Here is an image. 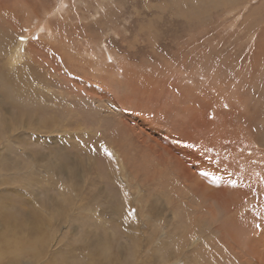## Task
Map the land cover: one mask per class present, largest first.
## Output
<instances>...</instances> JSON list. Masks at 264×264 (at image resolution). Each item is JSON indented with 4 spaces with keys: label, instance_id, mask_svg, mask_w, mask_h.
<instances>
[{
    "label": "rangeland",
    "instance_id": "obj_1",
    "mask_svg": "<svg viewBox=\"0 0 264 264\" xmlns=\"http://www.w3.org/2000/svg\"><path fill=\"white\" fill-rule=\"evenodd\" d=\"M13 242L0 264H264V0H0Z\"/></svg>",
    "mask_w": 264,
    "mask_h": 264
},
{
    "label": "bare ground",
    "instance_id": "obj_2",
    "mask_svg": "<svg viewBox=\"0 0 264 264\" xmlns=\"http://www.w3.org/2000/svg\"><path fill=\"white\" fill-rule=\"evenodd\" d=\"M46 37V36H45ZM14 57V56H13ZM15 62V61H14ZM47 240V239H46ZM36 248L38 249V252L42 254L43 248L42 246H45V236H42L39 240L35 242ZM25 250L24 245L17 246L14 242L9 244L7 248H5L0 255L4 257H9L12 254L20 253ZM91 261V260H90ZM89 261V262H90ZM67 264V263H66Z\"/></svg>",
    "mask_w": 264,
    "mask_h": 264
},
{
    "label": "snow or ice",
    "instance_id": "obj_3",
    "mask_svg": "<svg viewBox=\"0 0 264 264\" xmlns=\"http://www.w3.org/2000/svg\"><path fill=\"white\" fill-rule=\"evenodd\" d=\"M24 38L23 37H21V40H23Z\"/></svg>",
    "mask_w": 264,
    "mask_h": 264
}]
</instances>
